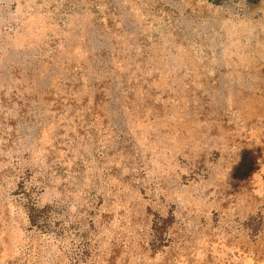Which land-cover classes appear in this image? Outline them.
<instances>
[{
  "label": "rangeland",
  "instance_id": "rangeland-1",
  "mask_svg": "<svg viewBox=\"0 0 264 264\" xmlns=\"http://www.w3.org/2000/svg\"><path fill=\"white\" fill-rule=\"evenodd\" d=\"M0 264H264V0H0Z\"/></svg>",
  "mask_w": 264,
  "mask_h": 264
}]
</instances>
